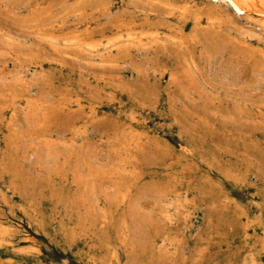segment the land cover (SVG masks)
<instances>
[{
    "label": "rangeland",
    "instance_id": "rangeland-1",
    "mask_svg": "<svg viewBox=\"0 0 264 264\" xmlns=\"http://www.w3.org/2000/svg\"><path fill=\"white\" fill-rule=\"evenodd\" d=\"M249 1L0 0V264H264Z\"/></svg>",
    "mask_w": 264,
    "mask_h": 264
},
{
    "label": "bare ground",
    "instance_id": "bare-ground-1",
    "mask_svg": "<svg viewBox=\"0 0 264 264\" xmlns=\"http://www.w3.org/2000/svg\"><path fill=\"white\" fill-rule=\"evenodd\" d=\"M255 1V0H254ZM224 2H226L227 4H229V5H232L240 14H243V16H247L248 15V11H250L249 9H251L250 7H251V5L253 4L252 2H250L249 0H224ZM181 4H183V2L181 3ZM264 4V3H263ZM254 5V4H253ZM211 6H212V4H211ZM218 6V5H217ZM256 6H254V8H255ZM259 8V7H258ZM129 9V8H128ZM252 11V10H251ZM237 12V13H238ZM255 12V11H254ZM257 12H259V11H257ZM256 14H258V13H256ZM263 17V16H262ZM264 18V17H263ZM248 19V18H247ZM250 19H252V18H250ZM250 21H252V20H250ZM254 22V21H253ZM264 24V23H263ZM260 25H262L261 23H260ZM201 31H203V30H201ZM200 31V32H201ZM202 33H204V31L202 32ZM209 37H211V36H209ZM194 38V37H193ZM198 38V37H197ZM221 39V38H220ZM223 39V38H222ZM195 42V41H194ZM261 57H263V56H261ZM262 59V58H261ZM264 59V58H263Z\"/></svg>",
    "mask_w": 264,
    "mask_h": 264
}]
</instances>
